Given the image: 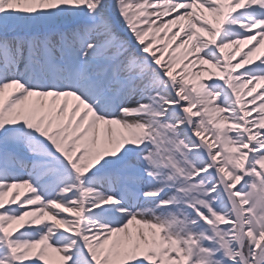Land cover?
<instances>
[{"label": "snow or ice", "instance_id": "obj_1", "mask_svg": "<svg viewBox=\"0 0 264 264\" xmlns=\"http://www.w3.org/2000/svg\"><path fill=\"white\" fill-rule=\"evenodd\" d=\"M261 53L264 0H0V264H264Z\"/></svg>", "mask_w": 264, "mask_h": 264}, {"label": "bare ground", "instance_id": "obj_2", "mask_svg": "<svg viewBox=\"0 0 264 264\" xmlns=\"http://www.w3.org/2000/svg\"><path fill=\"white\" fill-rule=\"evenodd\" d=\"M261 54H264V53H261ZM255 55V54H254Z\"/></svg>", "mask_w": 264, "mask_h": 264}]
</instances>
